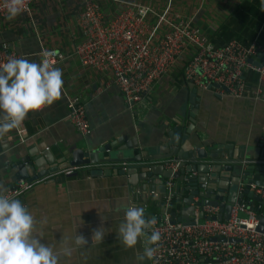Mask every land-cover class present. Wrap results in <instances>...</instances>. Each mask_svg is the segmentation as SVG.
<instances>
[{"label":"crops","instance_id":"crops-1","mask_svg":"<svg viewBox=\"0 0 264 264\" xmlns=\"http://www.w3.org/2000/svg\"><path fill=\"white\" fill-rule=\"evenodd\" d=\"M97 1L106 17L120 9L117 1ZM128 1L150 6L157 12L169 7L170 18L191 21L217 46L231 39L248 44L258 38L262 50L252 62L264 63V10L259 7L264 0ZM244 4L261 11V17L260 11L256 18L251 16L260 21L257 28L251 18L240 19ZM81 10L82 0H39L33 3L29 14L0 18V44H6L20 58L36 62H40L42 49H57L63 57L56 67L61 69L64 82L58 100L30 111L18 129L0 136V188L6 194L20 181H26L16 176V162L21 158L45 155L48 161L41 170H49L48 175L33 181V187L18 199L33 215L43 242L59 248L64 238L74 236L75 228L87 241L86 245L74 246L70 256L60 255L58 264H138L136 257L149 246L148 230L135 246L126 247L118 237V227L129 204L142 207L149 220L165 211L163 197L168 178L149 166L159 161L152 158L169 154V132L179 128L173 138L178 144L175 152L179 150L174 158L181 162L186 160L187 151L197 150L205 143L231 146L224 159L195 158L186 160L184 166L185 180L198 177L207 184L222 185L227 198L234 178L227 165H236L239 158L243 165H264V83L260 87L258 74L249 69L243 75L245 90L241 96H220L184 81L185 58L157 80L141 102L130 107L112 84L108 70L100 72L83 64L75 53L82 40L78 22ZM258 88L262 90L259 97ZM73 96L86 106L92 128L89 135L78 132L69 119L68 98ZM193 106L196 127L188 134ZM105 143L113 147L103 152L102 158L115 161L68 166L75 150L93 154L92 149ZM212 145L206 148L211 151ZM193 165L201 169L193 170ZM150 169L153 172L148 176L146 171ZM68 170L73 171L67 174ZM175 181L174 211L170 213H175L178 221L189 222L193 220V194L182 187L184 181ZM243 202L263 213L264 204L260 206L257 200ZM101 226L106 232L103 241L91 242L93 230ZM143 264H151V259H145Z\"/></svg>","mask_w":264,"mask_h":264},{"label":"built area","instance_id":"built-area-1","mask_svg":"<svg viewBox=\"0 0 264 264\" xmlns=\"http://www.w3.org/2000/svg\"><path fill=\"white\" fill-rule=\"evenodd\" d=\"M37 1L0 0V18L8 17V7L13 3L20 9L18 13L29 14ZM111 1H117L120 9L106 17L97 0H82L78 19L82 40L75 53L83 64L100 72L108 70L112 74V84L130 107L141 102L154 83L185 58L184 81L202 90H211L220 96H241L245 90L243 75L249 69L258 74L259 86L263 85L264 63L252 62L253 56L262 50L258 38L248 44L231 39L217 46L191 21L170 18L169 7L157 12L137 2ZM10 57L20 58V55L9 51L6 44H0V63ZM62 57L57 49L44 48L40 61L56 67ZM256 93L259 97L262 90L258 88ZM68 107L69 119L77 131L91 134L84 102L73 96L68 98ZM154 164L174 174L181 160L170 157ZM32 187L33 181H20L5 195L20 198ZM166 188L165 211L150 218L148 234L153 230L161 234L155 245L148 246L156 249L151 264H264V232L257 230L259 213L248 203H235L229 219L224 220L218 218V206L199 204V196H194L191 204L195 223L187 224L170 213L176 195L173 176L167 179ZM250 188L264 201V184L252 183ZM240 212L247 213L248 217L241 218ZM201 213L204 219L199 218Z\"/></svg>","mask_w":264,"mask_h":264},{"label":"clouds","instance_id":"clouds-1","mask_svg":"<svg viewBox=\"0 0 264 264\" xmlns=\"http://www.w3.org/2000/svg\"><path fill=\"white\" fill-rule=\"evenodd\" d=\"M20 9L15 3L8 7L9 19ZM62 71L46 61L36 62L26 58H8L0 63V136L18 129L26 115L33 110L51 105L61 96ZM0 188V264H58L60 255L70 256L74 246L86 245L85 238L76 232L64 238L59 248L43 242L36 231L35 219L24 203L4 194ZM151 221L142 207L129 204L118 227V237L126 247L136 245L144 237ZM104 227L93 230L91 242H102ZM161 238L159 231L147 235L149 245ZM155 247H145L136 259L143 264L151 259Z\"/></svg>","mask_w":264,"mask_h":264},{"label":"water","instance_id":"water-1","mask_svg":"<svg viewBox=\"0 0 264 264\" xmlns=\"http://www.w3.org/2000/svg\"><path fill=\"white\" fill-rule=\"evenodd\" d=\"M261 65V64H259ZM191 110L189 112V120L191 124L187 128V133H193L195 130V118H194V106L190 107ZM179 132V128H174L172 132H169L171 140L168 142L169 147V154L163 155L159 158H152V160H160L164 158H170L174 157L179 153V150L175 152V146H177L176 139L174 138L175 133ZM212 145L211 143H205L203 147H200L197 150H189L187 151V154H185V159L188 160H194L195 158L204 159L207 161H219L221 159L225 158L226 153L229 149H231L230 145L221 144L218 143L216 145H212V150H208L206 147ZM113 145L110 143H105L102 145H99L92 149L93 154H90L88 152H85L83 150H75L72 154V160L68 162V166H77V165H83L88 163H95L97 161L106 162V161H115L113 158H102L103 152L110 151L112 149ZM181 155V154H180ZM243 154L242 156H244ZM83 157H86V159L83 160ZM181 162V166L179 170H177L174 174L170 170H166L161 165L152 164L149 167H152L153 171L155 173H160V170L162 171L164 178H169L173 176L175 179H180L182 183V187L186 190H190L193 194L191 196V202L192 198L194 196H199L200 202L199 204H209L213 206H218L220 208V214L218 215V218L227 220L230 217V212L235 203H240L249 199H255L258 202H260V206L264 204V201L262 198L255 194L251 188L250 185L252 183L256 184H264V165L263 164H254V163H248L247 165H243L241 158L239 160H235L237 163L236 165L230 166L227 165L226 169H231L233 174L232 184L229 185L228 189V196H224V186L222 185H211L207 184L206 181L203 179H200L198 177L196 178H188L185 180V162ZM48 161L46 156L44 155L42 158H35L32 155H28L25 158H21L19 161L16 162L17 170H16V176L19 180H26L29 182L38 180L40 178H43L44 176L48 175L49 170H41L42 167L45 165V163ZM116 161H122V160H116ZM201 169L197 165H193L192 169L197 170ZM152 171V172H153ZM201 173H204V171L200 170ZM151 169L149 171H146L148 176H151L152 173ZM216 190H219L218 192H215ZM244 196H246V200H244ZM261 207H259L260 209ZM172 217L175 218L176 214L173 213ZM194 217V213H193ZM216 216H214L215 218ZM200 219H204L205 216L201 213L199 214ZM259 223L257 226V230L260 232H264V210L262 214L258 215ZM180 220V219H179ZM181 221V220H180ZM184 223L187 224H194L195 221H186ZM221 240H226L225 238H221Z\"/></svg>","mask_w":264,"mask_h":264},{"label":"trees","instance_id":"trees-1","mask_svg":"<svg viewBox=\"0 0 264 264\" xmlns=\"http://www.w3.org/2000/svg\"><path fill=\"white\" fill-rule=\"evenodd\" d=\"M259 7H261V9L264 10V3H262ZM259 11H260L259 8L254 10L253 7L251 8L248 4H244L242 7V11H241L242 14H240V19L243 21L249 20L251 18V16H254V17L257 16ZM258 16H260V17L262 16L261 11H260V15H258ZM251 24L254 25L255 28H257L260 25V21L259 20L254 21L251 18ZM174 202H175V199H173V201H172V206L170 208V211H174V207H173Z\"/></svg>","mask_w":264,"mask_h":264},{"label":"rangeland","instance_id":"rangeland-1","mask_svg":"<svg viewBox=\"0 0 264 264\" xmlns=\"http://www.w3.org/2000/svg\"><path fill=\"white\" fill-rule=\"evenodd\" d=\"M240 217L241 218H245V217H248L247 213L245 212H240ZM203 221V220H202Z\"/></svg>","mask_w":264,"mask_h":264}]
</instances>
